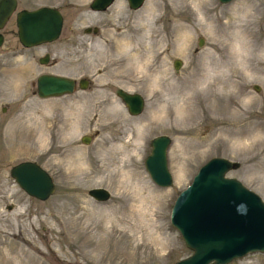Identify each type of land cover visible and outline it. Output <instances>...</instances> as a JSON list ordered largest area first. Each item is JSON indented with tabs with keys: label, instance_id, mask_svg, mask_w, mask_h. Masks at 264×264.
<instances>
[{
	"label": "rangeland",
	"instance_id": "1",
	"mask_svg": "<svg viewBox=\"0 0 264 264\" xmlns=\"http://www.w3.org/2000/svg\"><path fill=\"white\" fill-rule=\"evenodd\" d=\"M90 2L17 0L1 29L0 264H174L191 250L170 222L172 204L213 156L237 161L226 175L264 201V0H144L136 9L115 0L102 11ZM41 5L62 12L61 33L25 47L15 12ZM241 31L246 74L234 53ZM45 52L50 59L41 63ZM45 72L89 83L43 98L36 78ZM118 87L144 96L141 113L128 112ZM158 134L171 136L168 187L144 167ZM22 160L53 177L46 200L10 175ZM96 186L110 197L93 199ZM227 264H264V251Z\"/></svg>",
	"mask_w": 264,
	"mask_h": 264
},
{
	"label": "water",
	"instance_id": "2",
	"mask_svg": "<svg viewBox=\"0 0 264 264\" xmlns=\"http://www.w3.org/2000/svg\"><path fill=\"white\" fill-rule=\"evenodd\" d=\"M114 0H92L89 7L105 10ZM229 2L231 0H219ZM144 0H127L132 9L142 6ZM17 7V0H0V46L4 41L1 32ZM63 14L55 6L41 5L33 9L21 8L15 12V23L19 42L35 46L58 38L63 25ZM89 31L90 28H86ZM97 31V28H93ZM203 38H199V45ZM48 54L39 62L46 63ZM180 59L174 60V67L180 66ZM87 78H80L78 86L86 88ZM76 87V79L55 73H41L36 78V93L40 97L69 94ZM256 90L259 86L255 85ZM132 115L141 113L145 98L139 92L116 89ZM84 143L90 135L81 136ZM171 136L158 134L150 139V151L144 158V167L151 180L161 187L173 184L168 165L167 151ZM238 162L223 156H213L197 169L191 182L181 189L170 210V222L180 233L184 244L191 250L187 256L174 264H227L234 258L248 252L264 251V201L254 190L239 179L227 176ZM10 175L28 195L46 200L55 190L51 174L33 160H22L13 164ZM95 200L104 201L111 195L106 187L96 186L88 190Z\"/></svg>",
	"mask_w": 264,
	"mask_h": 264
},
{
	"label": "bare ground",
	"instance_id": "3",
	"mask_svg": "<svg viewBox=\"0 0 264 264\" xmlns=\"http://www.w3.org/2000/svg\"><path fill=\"white\" fill-rule=\"evenodd\" d=\"M150 11V10H149ZM147 15V14H146ZM151 16V15H150ZM144 17V16H143ZM146 20V19H145ZM148 26V25H147ZM145 28V27H144ZM146 29V28H145ZM188 31V30H187ZM189 33V32H188ZM187 33V34H188ZM181 40H182V38H181ZM181 40H179V41H181ZM184 40V39H183ZM234 40V39H233ZM234 42V41H233ZM247 41H246V35L244 34V32L243 31H241V33L239 34V36H238V40L236 41V43H235V45H234V50H235V56H236V60H237V64H238V66L237 67H241L242 68V71L243 72H245V74H246V72H248V71H252V68H250L249 66H246L245 64H243V62L244 63H246V60H245V57H244V55H240L242 52H243V48L244 47H248V42L246 43ZM132 44V43H131ZM122 47V46H121ZM124 47H125V45H124ZM128 48V47H127ZM185 51V50H184ZM149 52V51H148ZM163 53V52H162ZM232 53V52H231ZM146 54V53H145ZM151 54V53H150ZM149 54V55H150ZM244 54V53H243ZM148 55V54H147ZM132 57H134V56H132ZM161 57V56H160ZM136 58V57H135ZM138 58H140V57H138ZM244 58V59H243ZM145 60H147V59H145ZM133 61V60H132ZM155 61V60H154ZM248 62V61H247ZM147 63V62H146ZM139 64V63H138ZM137 64V65H138ZM144 64H145V61H144ZM135 65H136V63H135ZM142 65H143V63H142ZM155 65V64H154ZM259 65H261V64H259ZM143 67V66H142ZM138 69H140V68H138ZM146 69V68H145ZM145 69H143V70H145ZM151 71V70H150ZM206 72V71H205ZM147 73H149V71L147 72ZM160 73V72H159ZM159 73H158V75H159ZM220 73V72H219ZM154 74V73H153ZM206 74V73H205ZM157 76V75H156ZM156 76H155V78H156ZM249 77V76H248ZM153 79V78H152ZM209 79V78H208ZM207 79V80H208ZM210 79H212L211 77H210ZM206 80V81H207ZM205 81V82H206ZM153 82H154V80H153ZM155 83V82H154ZM156 84H158V82L156 83ZM191 84V83H190ZM203 84V83H202ZM201 85V84H200ZM203 85H205V84H203ZM221 85V84H220ZM159 85H157V87H158ZM213 86V85H212ZM192 92V91H191ZM185 97V96H184ZM248 97H246V99H247ZM124 103V102H123ZM183 105H184V103H183ZM126 106V105H125ZM177 106V105H176ZM173 107V106H172ZM176 109V108H175ZM176 111V110H175ZM188 111V110H187ZM160 116V115H159ZM186 117H190V114H189V111L187 112V114H186ZM256 131V130H255ZM236 133V132H235ZM141 139V138H140ZM244 143V142H243ZM137 144H138V142L135 144L136 146H137ZM137 149H136V147H135V149L133 150V152H135ZM126 171V170H125ZM126 174V173H125ZM129 175H130V173H129Z\"/></svg>",
	"mask_w": 264,
	"mask_h": 264
},
{
	"label": "flooded vegetation",
	"instance_id": "4",
	"mask_svg": "<svg viewBox=\"0 0 264 264\" xmlns=\"http://www.w3.org/2000/svg\"><path fill=\"white\" fill-rule=\"evenodd\" d=\"M3 34H4V33H3ZM45 54H48V58L50 59V55H49V53L45 52V53L43 54V56H44ZM43 56H40V57L38 58V60H39L41 57H43ZM49 59H48V61H49ZM48 61H47V62H48ZM79 79H80V78H79ZM79 79L76 80V86L78 85V80H79ZM88 83H89V81H88ZM75 88H76V87H75Z\"/></svg>",
	"mask_w": 264,
	"mask_h": 264
}]
</instances>
